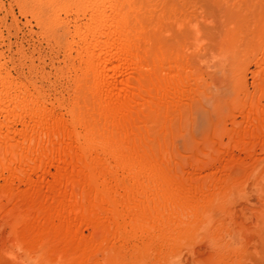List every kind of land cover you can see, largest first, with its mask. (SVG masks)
Here are the masks:
<instances>
[{"label": "rangeland", "instance_id": "obj_1", "mask_svg": "<svg viewBox=\"0 0 264 264\" xmlns=\"http://www.w3.org/2000/svg\"><path fill=\"white\" fill-rule=\"evenodd\" d=\"M143 1L145 12L154 17L153 23L145 27L153 38L149 49L160 48L162 53L169 51L173 56L177 53L185 66L177 65L181 66L179 71H172L175 75L182 73L181 78L186 75L187 83H183V99L178 102L171 123L163 129L157 123L159 119L146 114L154 121L147 118L137 122L136 127L143 134L144 146L158 151L157 158L162 159L159 165L174 179L186 181L183 185L187 191L190 189L189 201L196 204L191 208L194 210L181 214L184 222L176 212L162 216L166 223L171 224V220L173 227L176 222V230L168 224L169 228L158 226L147 233H133L135 237L131 235L129 241L110 242V232L100 229L99 223L74 220L67 213L74 199L71 195L80 200L82 209H88L95 200L86 178L81 180L83 184H79L80 179L76 184H56L60 166L49 152L31 167L27 165L30 168L18 163L17 157L8 165L7 157L0 161V264H78L84 254L79 252L78 241L74 243L76 248L73 240L65 239L69 231H63L70 220L67 228L72 234L75 232L76 239L97 240L98 248H93L92 257L88 254L92 258L88 260L90 264H264V0ZM67 4L68 10L57 12L54 19L44 0H0V75L11 78L30 94L40 95L49 122L72 130L69 108L73 101L80 100L76 84L82 80L74 31L86 22L88 15L75 13V3ZM146 110L141 119L147 117ZM28 120L24 119V125L29 132L32 125ZM24 125L13 123L14 141L19 140ZM75 129L82 132L81 127ZM142 140L137 139L134 144ZM65 142L63 146L67 145ZM74 142L68 143H72L71 150L77 154L80 145ZM45 147L49 151L55 148L50 144ZM109 162L107 172L113 167L103 174L105 178V171L96 170L103 176L100 182L105 183L99 182L98 187L108 189L117 203L123 198L141 200L130 179L122 178L126 174ZM126 191L135 196H127ZM47 210L51 214L48 212L45 218ZM160 232L167 235H162L165 240L157 239Z\"/></svg>", "mask_w": 264, "mask_h": 264}, {"label": "bare ground", "instance_id": "obj_2", "mask_svg": "<svg viewBox=\"0 0 264 264\" xmlns=\"http://www.w3.org/2000/svg\"><path fill=\"white\" fill-rule=\"evenodd\" d=\"M44 2L51 8L54 14V19L56 18L57 12L64 11L65 9L68 10L69 7L67 2L75 3V7L77 8L75 13H82L83 16L88 15L86 22L82 24V26L78 25L74 31V36L78 39V42L74 43L77 46V57L79 56L80 61L79 66L81 65L82 68L81 70L79 69L81 72L79 77H81L82 80L79 85L76 84V86H79L77 92L80 96V100H77L76 102L73 101V105L69 108L72 130L60 127V125L58 126L55 123L56 126L49 122L50 118L48 119L46 115L47 113L44 112L43 100H41L42 98L40 95H32L26 91V86H22L25 88L23 90L21 87L15 85L16 83L14 82V84L12 82L13 80H10L11 78L9 79L7 76L0 75V118H3L2 121L0 119V161L2 160L3 162V160L8 157L9 161H7L8 163H5L9 165V163H13V161L18 158V163L23 167H26L27 165L31 167V164H35L36 160H40V158L47 156L49 152L50 156H52L51 159L53 158L54 162L60 166V173L54 179L56 184H59V186H62L64 182L73 184L76 180L79 181V179V184H83L80 182L86 178L91 190V197L96 201L93 200V203L88 202L90 203L88 209H82L79 204L80 197L78 196V202L76 196H70L73 192L72 190L69 197L74 199L70 201L72 204L68 207L67 213L71 215L74 220L76 218L80 221L90 219L93 223H99V228L101 227L100 229L110 232L108 235V239H110L108 241L110 242H116V240H118V242L129 241V239L133 238L131 235L140 230H145L147 233L153 231V229H156L158 226L166 227L167 225L169 228V223L164 222L165 219L163 217L165 214H170V212H173L174 214L179 213L177 215L181 218V214L188 213L191 211V208H195L196 204L193 206V198H191L193 202L189 201L191 194L189 193L190 189L188 188L189 191H187L183 185L186 181L183 183L180 179H174L172 175H170L171 173H168L161 167L163 165H159V163L162 162V159L157 158L158 151L155 150V147L153 148L152 146V149L151 146L149 148L144 146L142 143L143 134L142 136L140 135L142 132L139 133L140 129H137L136 124L147 118L150 121L152 120L151 117H154L156 121L159 119L157 123L161 124V127L164 129V126L171 121L172 114H174L175 108L177 104H179L178 102L181 100L184 93V82L186 81L187 83L186 75H183L186 78V80H184L185 78H181L180 76L182 73L180 75H175L172 71L175 68H181L184 64L180 63L181 60L179 61L178 59L181 57H178L179 55L177 53L173 56L171 52L169 54V51L164 54L160 51V48H155L153 50L149 49L150 42L153 38L151 39L150 35L145 32V27L146 24L153 23L151 21L154 17L145 12L146 3L143 0H44ZM151 4L149 5L152 6ZM150 6L147 5V7ZM148 11L152 12L150 9ZM156 45L158 46V44ZM162 50L164 51V49ZM182 60L185 62L184 58ZM178 62L179 64H177ZM74 99L76 100V98ZM145 109L148 111L146 110L147 112L144 113V115L147 114L151 117L146 115V118L143 116L144 119H141V115H143V110ZM26 117L32 125L30 126L32 129L29 132L28 129H26L27 126L24 125V119ZM15 122H20L27 130H19L18 141H14L15 139L12 138L16 132L12 126ZM70 127L71 126H69V128ZM77 127H81V133L78 131L76 132L75 128ZM161 132L162 131H160V133ZM137 139L142 141L136 145L134 143ZM63 141L65 144V141H67V145H64L65 147L63 146ZM71 141L72 143L75 141L80 145L77 154L76 152L73 153L71 150L70 144L72 143H68ZM48 144L55 147L52 151L50 150L51 152L49 149L47 150V146L45 147V145ZM99 153L103 155V158L99 157ZM41 160L43 161V159ZM109 161L116 164L120 171L126 174V177L124 176L122 178H126V180L130 179L135 193L138 194L142 201L139 199L140 202L137 199L135 200L139 203H136L133 199L127 201L128 199L126 198L121 199L124 197L122 196L120 198L121 200L118 198L120 202L117 203L116 200L114 201L115 198L110 195L111 192L110 194L108 193V189L105 190L98 187L100 183H104V181L100 182L102 180H100V176L106 174L110 163ZM37 163L39 162L37 161L36 164ZM14 165L15 164H13V166ZM21 165L18 166L22 167ZM112 167L113 166L109 168L110 171L112 170ZM9 168L11 167L9 166ZM97 169L101 172H105H103L102 175H99L101 172L99 171L98 174L96 171ZM123 183L125 185L126 181L122 182V185ZM129 185L131 188L130 182ZM129 191H126L128 193L127 196L132 192L129 193ZM90 193H88L89 196ZM65 195L66 194H64V196ZM131 195L132 196L130 197H133L134 194ZM60 196H56V199L60 198ZM64 196L62 195V197ZM130 197L128 198L130 199ZM62 200L58 201V203ZM53 201L56 200L54 199ZM196 210L197 209H195V211ZM46 212L47 215H45V218L48 216L49 211L47 210ZM187 215L188 214H186V216ZM41 216L42 218L44 217L42 214ZM169 217L170 216H168V218ZM184 217L180 219L182 222H184L183 220H186ZM181 221L179 222L181 226H183L182 224L184 223H181ZM170 223L171 224L169 225L172 229H178L176 222V228L173 227L174 223H172L171 220ZM62 225L64 224L62 223ZM67 226L63 228V231L65 228V232L69 231L66 232L67 234L65 235L67 236H65V239H68L69 241L70 239L73 240V246L79 244V246H77L81 249L79 250L78 248V250L79 252L82 251L80 253L84 254V256L82 257V260L80 257V262H78V264H86L88 260L90 261V259H92L89 257H92L90 253L94 251L93 248H98L97 240H88V242H86L85 240L82 241L79 237L77 240L76 237H74L75 232L72 234L71 230H69L70 227L68 226L69 228H67ZM178 226L181 229V226ZM164 230L165 229L163 228V232ZM63 231L61 232V236L64 238V234H62ZM173 231L174 230L171 232L175 234L176 231ZM162 233L160 232V237H157L158 234H155L157 239L164 238L162 235L165 234ZM72 236L75 240L70 238ZM165 236L167 237V235ZM171 239H168V241ZM76 241H78V243ZM74 243L77 244L74 245ZM101 243L103 244L104 242ZM106 244L104 246H107ZM77 246L75 247L77 248ZM75 247L74 250L78 251ZM110 252L112 253V251ZM88 254H90V256H88ZM88 264H90V262Z\"/></svg>", "mask_w": 264, "mask_h": 264}]
</instances>
